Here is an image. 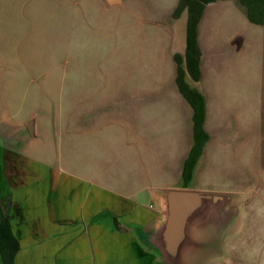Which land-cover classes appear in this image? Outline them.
<instances>
[{"label":"crops","instance_id":"0c3cea01","mask_svg":"<svg viewBox=\"0 0 264 264\" xmlns=\"http://www.w3.org/2000/svg\"><path fill=\"white\" fill-rule=\"evenodd\" d=\"M51 2L56 15L69 23L71 35L72 24L79 23L80 54L89 55L83 62L23 68L5 61V20L0 16V221L10 219L19 244L14 264H159L138 232L157 224L161 190L195 188L158 182L166 177L198 180L210 162L225 178L246 181L240 169L225 166L247 142L230 123L236 113L224 107L230 86L243 91L246 81L229 76L231 70L241 72L242 60L230 62L206 43L201 28L204 18H213L215 11L209 8L216 2L206 6L197 28L200 80L192 86L204 98L208 139L184 176L193 146L192 110L176 85L174 55L183 56L185 44L180 52L170 47V77L157 88L149 71L151 43L135 40L151 33H126L127 61L121 66L127 73L120 76L121 63L113 61L119 31L97 28L96 20L118 14L113 8L124 0L112 6L105 0ZM148 2L126 0L134 14V6ZM236 37L241 38L238 50L231 46ZM233 39L225 46L226 55L249 48L264 63V31L239 32ZM256 87L255 100L264 109V74ZM24 107L28 110L23 112ZM262 139L264 128L251 137L250 151L260 157L254 170L263 176Z\"/></svg>","mask_w":264,"mask_h":264},{"label":"rangeland","instance_id":"374dc122","mask_svg":"<svg viewBox=\"0 0 264 264\" xmlns=\"http://www.w3.org/2000/svg\"><path fill=\"white\" fill-rule=\"evenodd\" d=\"M178 2L179 0H149L145 7L134 6V14L128 11L124 0L121 6L113 8L118 14L117 12H113V16L105 14L96 20L97 28L119 31V36L116 37L119 42V53L113 61L120 62V66L127 61L126 33L131 31L136 35L140 34L141 37L145 32L151 33L149 38L135 40L151 43L148 45L151 57L149 71L152 86L157 88L160 87L159 83L162 85L163 81L169 80L168 55L171 50L180 52L184 49L187 15L185 12L176 11ZM54 8L51 0H0V16L5 20L2 29L3 40L6 43L2 53L5 61L9 63L17 61L23 68L29 64L45 67L51 64L83 62L85 57L89 56L80 54L84 47L79 38V23L72 24V30L75 32L71 35L68 31L69 23L66 19H60ZM209 10L211 13L214 10L215 14L211 19L204 18L201 28L207 33L204 40L216 47V54L220 56L222 54L221 57L229 58L230 62L238 63L242 60V66L245 65V72L241 67L240 73L238 70L237 73L231 70L229 76L231 81L234 79L246 81L241 87L244 91L246 85V93L242 91L240 94L237 86L235 88L230 86L224 107L225 110L232 112L233 116L236 113L234 117H230V123L241 133L243 139H247L245 145L241 143L240 155L232 154L233 161L226 160L225 166L229 169H240L246 181L236 183L225 178L217 173L215 162H210L208 173L201 177L203 179L184 181L166 177L157 184L186 185L197 191L238 194L240 202L233 209L230 222L218 235L216 252L207 257L204 264H264V181L261 182L264 175L262 176L261 172L255 173L254 166H260L261 161L260 157L251 156L250 151L253 144L251 137L264 128V109L259 106L260 100L257 101L254 97L256 83L264 74V63L261 64L262 60H258L249 48L240 53L232 51L233 54L230 55H226L225 51V46L239 32L243 34H248L252 30L261 32L264 28L248 22L244 9L237 0H217ZM59 71L62 73L65 70ZM118 72L120 76H126L127 73L122 66ZM60 76L57 74L54 77ZM22 110L24 112L28 109L24 107ZM262 143L264 144V139ZM261 167L264 169V164ZM243 185L247 187L240 190L244 188Z\"/></svg>","mask_w":264,"mask_h":264},{"label":"water","instance_id":"95a60500","mask_svg":"<svg viewBox=\"0 0 264 264\" xmlns=\"http://www.w3.org/2000/svg\"><path fill=\"white\" fill-rule=\"evenodd\" d=\"M110 6L122 0H105ZM241 38L231 46L238 50ZM32 133V121L27 125ZM160 214L151 229L139 230L140 241L159 264H204L216 252L218 235L231 220L240 197L231 192L166 189L158 193Z\"/></svg>","mask_w":264,"mask_h":264},{"label":"trees","instance_id":"16d2710c","mask_svg":"<svg viewBox=\"0 0 264 264\" xmlns=\"http://www.w3.org/2000/svg\"><path fill=\"white\" fill-rule=\"evenodd\" d=\"M217 0H179L177 12L186 13L184 55H174L176 85L192 110L193 146L184 164V176L190 174L200 157L208 135L204 130L205 102L192 86L200 80L201 51L197 28L206 6ZM243 7L247 20L254 25H264V0H237ZM19 244L11 231L10 219L0 221V257L2 264H14Z\"/></svg>","mask_w":264,"mask_h":264}]
</instances>
